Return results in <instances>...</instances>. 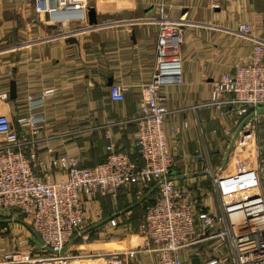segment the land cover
<instances>
[{"label":"crops","instance_id":"obj_1","mask_svg":"<svg viewBox=\"0 0 264 264\" xmlns=\"http://www.w3.org/2000/svg\"><path fill=\"white\" fill-rule=\"evenodd\" d=\"M88 6L95 8L96 24L56 26L46 14L34 11L33 0H0V94H6L0 98V114L19 130L15 119L30 113L29 97L40 100L32 110L44 119L34 147L43 158L70 153L81 166L91 167L103 160L105 146L112 143L137 159L134 118L141 88L154 68L155 20L162 14L176 19L183 29L181 81L162 89L170 111L163 125L174 157L170 174L209 212L218 213L200 153L208 155L214 169L223 170L224 153L239 124L231 113L219 116L214 108L194 106L209 99L212 79L234 61L250 59L253 43L238 32L240 24L249 23L252 33L264 40V0H220L215 8L211 0H86ZM11 81L14 97L9 95ZM113 84L125 87L122 101L111 100ZM44 90L52 92L41 99ZM224 127L231 130L230 137L222 134ZM65 177L61 168L47 173L48 179ZM154 196V187L134 180L114 195H97L92 205L99 214L92 213L64 247L68 264H157L154 252L129 254L142 245L139 225ZM3 216L0 261L16 247V239L27 241L22 246L32 258L45 255L25 222L11 213ZM215 243L213 239L183 248L181 258L185 264H203L215 254L222 264H231L225 247L211 249Z\"/></svg>","mask_w":264,"mask_h":264},{"label":"built area","instance_id":"obj_2","mask_svg":"<svg viewBox=\"0 0 264 264\" xmlns=\"http://www.w3.org/2000/svg\"><path fill=\"white\" fill-rule=\"evenodd\" d=\"M219 1L211 0V7H218ZM33 9L46 14L56 26L87 21L86 0H33ZM155 23L154 68L141 88L132 135L141 164L112 143L105 146L104 160L91 167L81 166L70 153L40 157L34 147L44 119L32 110L40 100L29 97L30 113L15 119L19 130L7 115L0 114V215L19 217L45 251V255L32 258L22 246L27 241L16 239V247L4 254L0 264H68L64 247L92 213L99 214L93 200L97 195H114L133 180L143 187H154L155 196L139 225L142 245L129 251L130 255L149 251L157 255V264H185L181 249L216 239L211 249L225 247L231 264H264V113H255L257 106L264 104V40L252 33L249 23L240 24L238 32L253 43L250 59L234 61L230 69L212 79L209 99L194 106L214 108L219 116L231 113L238 127L253 113L240 126L223 170L216 167L219 172H215L208 155L200 153L202 169L211 178L219 205L214 214L170 174L174 157L163 126L170 111L164 105L162 89L181 81L183 29L180 21L163 14ZM51 92L44 90L40 98ZM124 93L122 85L109 87L113 101H122ZM5 97V93L0 94V98ZM222 134L230 137L231 130L224 127ZM52 168L64 169L66 177L48 179ZM229 172L237 176L227 175ZM109 223L114 226L115 220ZM222 262L213 254L203 264Z\"/></svg>","mask_w":264,"mask_h":264},{"label":"water","instance_id":"obj_3","mask_svg":"<svg viewBox=\"0 0 264 264\" xmlns=\"http://www.w3.org/2000/svg\"><path fill=\"white\" fill-rule=\"evenodd\" d=\"M87 21H88L89 25H94V24L97 23L96 11H95V8L92 7V6H88L87 7ZM9 95H10V97H14L15 96V83H14V81L10 82ZM255 113H257V114L264 113V104L258 105ZM252 116H253V113H250L249 115H247L243 119L241 125H243L245 122H247ZM240 126L236 129L235 133L233 134V136H232V138H231V140H230V142H229V144L227 146V149H226V151L224 153V156H223L222 165L226 162V159L228 158L230 149L232 148L233 143H234V141H235V139L237 137L238 130H239Z\"/></svg>","mask_w":264,"mask_h":264},{"label":"rangeland","instance_id":"obj_4","mask_svg":"<svg viewBox=\"0 0 264 264\" xmlns=\"http://www.w3.org/2000/svg\"><path fill=\"white\" fill-rule=\"evenodd\" d=\"M227 175H230V176H237V175H235V174L232 173V172L227 173ZM224 180H226V178H224ZM18 221H21V220H18Z\"/></svg>","mask_w":264,"mask_h":264},{"label":"trees","instance_id":"obj_5","mask_svg":"<svg viewBox=\"0 0 264 264\" xmlns=\"http://www.w3.org/2000/svg\"><path fill=\"white\" fill-rule=\"evenodd\" d=\"M104 158H105V155H104ZM104 158H103V160H104ZM133 158H134V157H133ZM103 160H101V162H102ZM136 160H137V162H138L139 164H141V160H139V158H137ZM99 163H100V162H99Z\"/></svg>","mask_w":264,"mask_h":264}]
</instances>
